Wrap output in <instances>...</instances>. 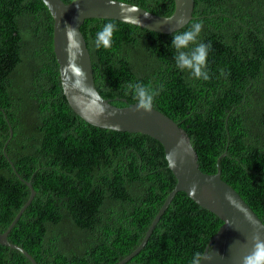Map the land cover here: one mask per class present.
Instances as JSON below:
<instances>
[{
  "label": "trees",
  "instance_id": "obj_1",
  "mask_svg": "<svg viewBox=\"0 0 264 264\" xmlns=\"http://www.w3.org/2000/svg\"><path fill=\"white\" fill-rule=\"evenodd\" d=\"M122 1L164 16L175 10V0ZM109 21L117 25L111 46L97 48ZM193 21L203 22L200 40L211 45L206 81L176 67L175 31L86 19L96 86L127 106L137 102L129 84L151 83L159 91L153 106L180 125L200 168L215 173L227 152L222 178L264 222V0H195L192 20L176 31ZM28 182L36 195L11 242L38 264H117L139 246L177 177L157 139L93 125L70 106L44 1L0 0V232L28 201ZM222 224L179 191L125 264H190ZM0 264L34 263L0 243Z\"/></svg>",
  "mask_w": 264,
  "mask_h": 264
},
{
  "label": "water",
  "instance_id": "obj_2",
  "mask_svg": "<svg viewBox=\"0 0 264 264\" xmlns=\"http://www.w3.org/2000/svg\"><path fill=\"white\" fill-rule=\"evenodd\" d=\"M54 18V51L59 63L64 94L74 111L87 122L108 129L147 134L163 145L169 168L177 177L139 246L117 264H125L146 246L156 225L179 191H185L202 207L218 215L223 224L209 241L202 264H243L255 250L257 238L264 242V222L243 196L222 178L221 159L215 173L204 172L188 137L170 116L152 106L150 111L137 110V102L117 106L98 90L94 78L92 56L81 26L89 18H110L138 25L153 31L172 33L183 28L193 18L195 0H175L170 16L156 14L146 8L122 0H43ZM183 20L182 24L177 23ZM75 29L72 33L70 30ZM127 101L125 98H121ZM13 129L11 128V137ZM6 157L10 160L6 153ZM11 161V160H10ZM171 161V163L169 162ZM12 162V161H11ZM31 195L5 232L0 243L35 258L24 247L11 242L8 235L36 195L31 182ZM195 185V190L192 187Z\"/></svg>",
  "mask_w": 264,
  "mask_h": 264
},
{
  "label": "clouds",
  "instance_id": "obj_3",
  "mask_svg": "<svg viewBox=\"0 0 264 264\" xmlns=\"http://www.w3.org/2000/svg\"><path fill=\"white\" fill-rule=\"evenodd\" d=\"M116 0H109L110 4H115ZM182 24L183 20L177 21ZM204 24L202 21H193L184 31H175L173 34L172 49H175L174 60L175 65L180 71H187L190 76L196 79L209 80L208 71V55L211 45L200 40ZM117 25L112 21L107 22L97 33L96 47L109 48ZM72 33L75 29L70 30ZM129 89L134 92V98L137 101V110L150 111L155 98L159 95V91L155 89L151 83L129 84ZM171 163V161H169ZM195 185L192 191L195 190ZM204 259H211L204 253L196 252L190 264H202ZM243 264H264V242L255 245V250L244 258Z\"/></svg>",
  "mask_w": 264,
  "mask_h": 264
}]
</instances>
